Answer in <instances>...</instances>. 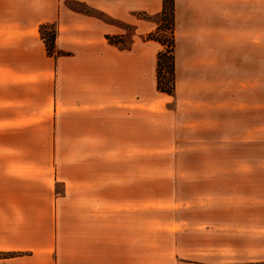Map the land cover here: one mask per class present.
Instances as JSON below:
<instances>
[{
  "label": "crops",
  "instance_id": "0c3cea01",
  "mask_svg": "<svg viewBox=\"0 0 264 264\" xmlns=\"http://www.w3.org/2000/svg\"><path fill=\"white\" fill-rule=\"evenodd\" d=\"M68 1L0 0V254H18L0 264L264 261L262 30L258 41L238 21L221 52L219 22L201 9L200 29L192 12L179 17L172 96L157 89L159 43L141 37L154 26L117 4L73 0L136 22L128 46L113 44L121 29ZM42 25L57 29L52 55ZM141 139L179 154V229L108 211L92 192L101 186L60 174L86 172L91 158L150 155ZM29 168H53L55 180H29Z\"/></svg>",
  "mask_w": 264,
  "mask_h": 264
},
{
  "label": "rangeland",
  "instance_id": "374dc122",
  "mask_svg": "<svg viewBox=\"0 0 264 264\" xmlns=\"http://www.w3.org/2000/svg\"><path fill=\"white\" fill-rule=\"evenodd\" d=\"M101 1L108 5L117 4L124 13H136L138 18L134 16V20H140L142 24H147L150 28L154 26L156 29L162 20L163 0ZM160 1H162L161 9ZM67 5L80 11L92 7L95 15L121 29L125 36V45L120 44V46H128L133 33L137 32L136 22L129 23L117 19L88 3L69 0ZM200 9L202 10L203 21L206 23L212 20L219 22L221 52H227V49L230 48H227V42L232 36L231 30L238 24V21L250 27L252 32L255 31L256 34L253 33V36L258 41L262 30L264 42V0H176L178 23L179 17L183 18L189 11L190 15L191 12L193 14L191 23L196 25V29H200V25L197 24L198 19L195 17L196 11ZM212 16L214 17L212 18ZM177 18L176 34L178 36L182 33V22L180 21L177 27ZM145 28V26L141 27V32ZM145 34V32L141 33V37L145 38ZM156 48L158 52L165 49L161 44H157ZM174 105V103L167 104V108L174 109ZM44 143H46L45 146L48 144V142ZM140 148L150 150V155H141L135 158H91L89 168L82 169L86 172L77 173L68 170L60 174L75 180H89L92 183H97V186H101V188L93 189L92 192L97 191L101 193L99 196L106 195L108 197V211H128V209L139 211L141 218H147L143 217L147 215L153 218L151 223L155 224L156 228L179 229L181 224L179 154L164 157V142L162 141L141 139ZM155 152L156 154H154ZM176 153H179L178 147ZM46 163L49 162L45 160L44 164ZM29 173L33 176L29 177V180H55L53 168H29ZM101 183L104 184L103 188ZM57 188V190H63L61 186ZM130 202H134V205L129 204ZM115 203L118 204L115 205ZM141 223L143 222L141 221ZM9 253H14L13 256L18 255L15 252ZM1 255L3 256V254Z\"/></svg>",
  "mask_w": 264,
  "mask_h": 264
},
{
  "label": "trees",
  "instance_id": "16d2710c",
  "mask_svg": "<svg viewBox=\"0 0 264 264\" xmlns=\"http://www.w3.org/2000/svg\"><path fill=\"white\" fill-rule=\"evenodd\" d=\"M85 12L93 14L91 8H86ZM162 20L157 28L148 33L146 38L153 40L165 47L158 52L157 57V89L169 95H174L176 91V0H163ZM41 36L47 47L49 54L55 52V40L57 29L53 25H42L40 27ZM109 42L113 44H124L123 36H108ZM125 45V44H124ZM14 253L3 254V257H11ZM243 264H264L261 262H247Z\"/></svg>",
  "mask_w": 264,
  "mask_h": 264
}]
</instances>
